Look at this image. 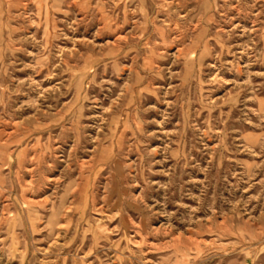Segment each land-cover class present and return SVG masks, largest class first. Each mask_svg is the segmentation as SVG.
<instances>
[{
	"label": "rangeland",
	"instance_id": "1",
	"mask_svg": "<svg viewBox=\"0 0 264 264\" xmlns=\"http://www.w3.org/2000/svg\"><path fill=\"white\" fill-rule=\"evenodd\" d=\"M0 264H264V0H0Z\"/></svg>",
	"mask_w": 264,
	"mask_h": 264
}]
</instances>
